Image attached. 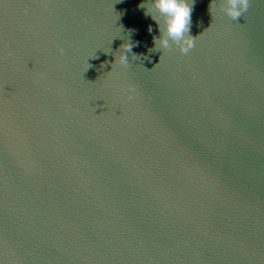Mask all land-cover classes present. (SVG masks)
<instances>
[{
    "label": "water",
    "instance_id": "obj_1",
    "mask_svg": "<svg viewBox=\"0 0 264 264\" xmlns=\"http://www.w3.org/2000/svg\"><path fill=\"white\" fill-rule=\"evenodd\" d=\"M141 3L0 0V264H264V0Z\"/></svg>",
    "mask_w": 264,
    "mask_h": 264
},
{
    "label": "clouds",
    "instance_id": "obj_2",
    "mask_svg": "<svg viewBox=\"0 0 264 264\" xmlns=\"http://www.w3.org/2000/svg\"><path fill=\"white\" fill-rule=\"evenodd\" d=\"M192 2L193 0H149L150 10H145V14L151 15L152 19L157 22L160 32L159 37H154L156 49L162 51L168 49L172 43H177L182 52H187L193 46V40L186 35L191 22ZM228 2L231 5L228 10L229 15L235 22H241L244 19L241 9L247 10L250 7L248 0H228ZM144 3L145 0H142L139 7L145 9ZM244 14L246 15L247 12L245 11ZM148 31H152L151 25ZM121 47L130 52L132 44L125 43ZM119 62L128 63V55L125 52H121Z\"/></svg>",
    "mask_w": 264,
    "mask_h": 264
}]
</instances>
